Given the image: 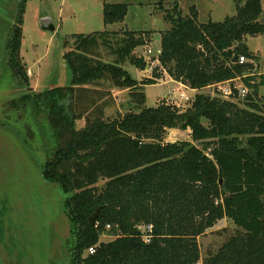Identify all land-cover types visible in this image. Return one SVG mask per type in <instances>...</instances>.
I'll return each mask as SVG.
<instances>
[{"label":"trees","instance_id":"obj_1","mask_svg":"<svg viewBox=\"0 0 264 264\" xmlns=\"http://www.w3.org/2000/svg\"><path fill=\"white\" fill-rule=\"evenodd\" d=\"M22 1L6 48L12 75L27 84L20 55ZM181 1L195 0H175L165 10L169 27L161 31L151 76L138 82L121 67L126 61L139 70L149 65L150 59L134 50L149 43L151 31L125 30L122 37L106 31L71 34L63 44L70 49L62 53L68 85L34 96L47 112L55 144L42 177L66 195L72 238L68 264H264V102L259 99L264 73L256 72L251 61L231 63L234 54L255 57L244 41L264 34V0H234V15L205 23L198 22L195 4L181 14ZM127 7L105 3V24L122 21ZM97 45L107 47L115 60L91 56L89 49ZM164 75L197 90L190 105H143L142 85ZM105 77L115 87L131 89L134 109L107 119L100 110L77 128L68 105L73 89ZM235 78L247 90L242 101L236 89L229 99L218 90L214 96L203 92ZM171 129L187 130L190 139L166 141ZM97 207L99 216L91 226L89 217ZM224 219L232 222L233 231L201 258L198 238L217 231ZM104 233L115 238L101 242Z\"/></svg>","mask_w":264,"mask_h":264},{"label":"rangeland","instance_id":"obj_2","mask_svg":"<svg viewBox=\"0 0 264 264\" xmlns=\"http://www.w3.org/2000/svg\"><path fill=\"white\" fill-rule=\"evenodd\" d=\"M159 1L26 0L20 55L27 68L28 83L23 84L9 69L6 48L7 34L23 1L0 0V264L69 262L72 238L64 205L66 195L56 183L42 177L44 162L55 145L54 136L47 112L34 97L52 87L64 88L68 85L70 73L65 67L62 53L69 51L70 47L64 48V41L71 39V34L106 31L122 37L125 30L151 31L149 43L134 50L135 54L145 55L148 61L150 59L149 65L139 70L127 61L121 64L140 82L151 76L157 65L154 57L160 47L161 31L169 27L163 16L175 0H162L161 7ZM121 2L128 4L125 18L120 22L105 24L103 5ZM243 2L239 0V4ZM192 4L196 5L200 23L222 21L236 12L234 0H195L194 3L181 1V14L186 15ZM262 8L264 11V2ZM244 43L255 56L247 59L248 63L251 61L257 71L264 73V34L249 36ZM147 49L152 53L148 54ZM88 53L103 61L112 62L116 58L103 45L91 47ZM238 83L242 85L241 80ZM142 88L145 96L143 105L147 107H155L164 101L179 103L184 108L190 105L196 94L189 88L177 85L168 75L155 84H143ZM73 90L68 105L71 103L73 106L77 128L84 127L85 119L96 116L100 110L107 119L124 115L129 108L135 107L131 100V89L115 87L107 77L76 86ZM216 91V86L203 90L210 96H214ZM181 92L189 97L188 101L179 99ZM244 98L239 95L240 101ZM259 99L264 102V87L259 89ZM184 139H190L189 132L181 129L169 130L165 138L170 142ZM103 183L100 182L99 186ZM232 229V222L225 219L218 223L217 231H207L201 235L198 238L201 258L209 249H217ZM225 230L226 233L222 232ZM114 238L111 233H104L99 241L109 242Z\"/></svg>","mask_w":264,"mask_h":264},{"label":"built area","instance_id":"obj_3","mask_svg":"<svg viewBox=\"0 0 264 264\" xmlns=\"http://www.w3.org/2000/svg\"><path fill=\"white\" fill-rule=\"evenodd\" d=\"M146 51H147L148 54L152 53V51L150 49H147ZM155 53H156L155 55H158L160 53V51L157 50ZM247 62L248 61H247V58L245 56H243V55L238 56L237 63L244 64V63H247ZM237 79L238 78H235L232 81H226V82H222V83H217V84H214L211 87L216 86L217 90L219 91V94L223 98H226V99L227 98L229 99V98H231L234 95V90L235 89L237 90V92H239V95L245 96V94L247 93V90L244 87V85H241V84H238V83L235 82ZM179 99L180 100H184V101H188L189 97H187L184 93H180ZM176 103H178V102H176ZM176 105L179 106V103L176 104ZM146 229H147V231H149L150 230V225L147 226ZM93 251H94V246L93 245L91 247L87 248V253L88 254H92Z\"/></svg>","mask_w":264,"mask_h":264},{"label":"water","instance_id":"obj_4","mask_svg":"<svg viewBox=\"0 0 264 264\" xmlns=\"http://www.w3.org/2000/svg\"><path fill=\"white\" fill-rule=\"evenodd\" d=\"M238 61V55L237 54H234L232 56V59H231V63H236ZM221 181V180H220ZM101 207H97L94 212L91 213L90 217H89V224L92 226L95 224L96 222V219L97 217L99 216V211H100Z\"/></svg>","mask_w":264,"mask_h":264},{"label":"crops","instance_id":"obj_5","mask_svg":"<svg viewBox=\"0 0 264 264\" xmlns=\"http://www.w3.org/2000/svg\"><path fill=\"white\" fill-rule=\"evenodd\" d=\"M255 71L256 72H258V73H262V72H259V71H257L256 69H255ZM240 79H237L235 82L236 83H238V81H239ZM177 85H179L180 87H184V88H188V86H185V85H183V84H181V83H176ZM238 84H240V83H238ZM209 88H213V87H207L206 89H209ZM190 89V88H189ZM190 90H192V89H190ZM192 91H195V92H197V90H192ZM225 220V219H224Z\"/></svg>","mask_w":264,"mask_h":264}]
</instances>
